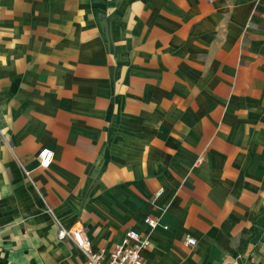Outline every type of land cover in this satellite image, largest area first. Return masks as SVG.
Listing matches in <instances>:
<instances>
[{
	"label": "crops",
	"instance_id": "crops-1",
	"mask_svg": "<svg viewBox=\"0 0 264 264\" xmlns=\"http://www.w3.org/2000/svg\"><path fill=\"white\" fill-rule=\"evenodd\" d=\"M59 223L264 264V0H0V264H83Z\"/></svg>",
	"mask_w": 264,
	"mask_h": 264
},
{
	"label": "built area",
	"instance_id": "built-area-1",
	"mask_svg": "<svg viewBox=\"0 0 264 264\" xmlns=\"http://www.w3.org/2000/svg\"><path fill=\"white\" fill-rule=\"evenodd\" d=\"M53 155V150L42 148L39 152L40 164L48 166L53 159ZM160 193L161 189L156 191L157 196ZM144 222L150 229H153L158 226L159 219L147 216ZM57 236L60 239L71 240L82 250L85 255L83 264H145L143 251L151 244L150 231L144 233L133 228L126 230L122 240L108 252L103 249H93L91 238L82 225L65 226L59 223ZM186 243L194 245L196 239L193 236H187Z\"/></svg>",
	"mask_w": 264,
	"mask_h": 264
}]
</instances>
